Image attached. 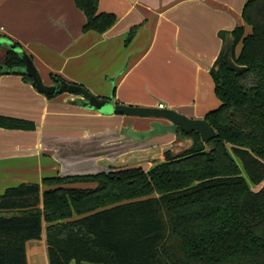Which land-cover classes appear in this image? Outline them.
<instances>
[{
    "label": "trees",
    "instance_id": "1",
    "mask_svg": "<svg viewBox=\"0 0 264 264\" xmlns=\"http://www.w3.org/2000/svg\"><path fill=\"white\" fill-rule=\"evenodd\" d=\"M73 3L85 16L83 32L102 34L116 22L97 12V0ZM241 18L251 31L230 32V59L244 71L224 64V47L209 70L220 102L204 117L214 139L203 143L198 133L179 131L190 146L177 155L167 149L147 171L47 178L44 190L7 188L0 195V264H27L31 240L44 242L48 264H264V0H246ZM6 46L0 76L31 83L20 48ZM0 128L34 127L0 116ZM247 181L261 187L253 191ZM72 183L94 187L65 186Z\"/></svg>",
    "mask_w": 264,
    "mask_h": 264
},
{
    "label": "crops",
    "instance_id": "2",
    "mask_svg": "<svg viewBox=\"0 0 264 264\" xmlns=\"http://www.w3.org/2000/svg\"><path fill=\"white\" fill-rule=\"evenodd\" d=\"M245 1L97 0L98 13L116 18L98 34L82 31L86 19L73 0H0V37L31 59L46 86L63 80L111 103L201 120L220 105L209 74L224 47L220 34L237 27L250 34L241 18ZM0 116L34 127L0 128V195L21 184L126 164L149 170L145 154L162 155L176 140L168 134L155 142L131 141L122 129L133 124L145 130L150 119L101 114L69 93L47 98L13 74L0 76ZM25 251L27 264H45L43 241H28Z\"/></svg>",
    "mask_w": 264,
    "mask_h": 264
},
{
    "label": "water",
    "instance_id": "3",
    "mask_svg": "<svg viewBox=\"0 0 264 264\" xmlns=\"http://www.w3.org/2000/svg\"><path fill=\"white\" fill-rule=\"evenodd\" d=\"M233 41L231 34L225 37L222 60L232 72L238 74L243 72L244 68H239L231 62L230 53L233 49ZM11 48H15V46L11 45ZM22 60L24 63L23 72L30 77L33 88L43 95L69 93L79 96L83 107L95 110L101 114L150 119L151 121L145 130H135L133 124H129L122 129V135L131 141L144 143L155 137L168 134L175 135L181 131L185 133L196 132L200 136L201 141L206 143L214 139L216 135L214 129L206 120L189 119L173 110L163 108H134L123 104L111 103L110 99H98L85 89L63 80H57V83L53 86H46L43 84L31 59L23 54Z\"/></svg>",
    "mask_w": 264,
    "mask_h": 264
},
{
    "label": "rangeland",
    "instance_id": "4",
    "mask_svg": "<svg viewBox=\"0 0 264 264\" xmlns=\"http://www.w3.org/2000/svg\"><path fill=\"white\" fill-rule=\"evenodd\" d=\"M7 42V40L5 39V38H2V37H0V60L3 58V54H4V52L6 51V49H7V46L6 45H4V43H6ZM6 44H8V42L6 43ZM239 50V49H238ZM213 97H214V95H212ZM110 97V96H109ZM216 100V99H215ZM123 105H125V104H123ZM125 106H129V107H134V108H144V107H140V106H130V105H125ZM130 118H135V119H138V120H149V119H140V118H136V117H130ZM149 123V122H148ZM148 123H146V124H144V128H147V125H148ZM155 138H157V137H155ZM155 138H153V139H155ZM153 139H151V140H149V141H147V142H144V143H148V142H155V141H153ZM175 144H173V146L169 149V150H171V152H172V154L173 155H177V154H179V153H181L183 150H185V149H187L189 146H190V141L188 140V139H185V138H181V137H179V135H176L175 134ZM152 144V143H151ZM156 151V150H155ZM155 151H152V152H148L147 154H145V156L144 157H147V156H151V158H150V160H149V162H150V165H149V167H148V169L149 168H151V167H153L157 162H160V161H162V155L161 154H158L157 156H156V152ZM156 153V154H155ZM163 153V152H162ZM153 158V159H152ZM156 158V159H155ZM145 166V170L144 171H147L146 169V165L147 164H144ZM128 166L129 165H127L126 164V166H124V167H121V168H118V169H122V168H128ZM148 166V165H147ZM129 167H137L136 165L135 166H129ZM140 167V166H139ZM142 168V167H141ZM85 170H86V168H84ZM76 171L78 172V171H80V169H76ZM88 171H91V170H89L88 169ZM95 174H98V173H94V174H88V175H95ZM73 176H87V175H83V174H78V175H73ZM73 176H67V177H73ZM53 178H62V177H53ZM248 182V181H247ZM248 185L250 186V188L253 190V191H257L260 187H261V185H259V186H254V185H252L250 182H248ZM41 187H44V188H46V186H42V185H40ZM66 187H68V188H75V189H78V188H83V189H85V188H91V187H94V184H92V183H72V184H69V185H65ZM40 241H42V240H40ZM27 243V242H26ZM43 255H44V260H45V264H48L47 263V257H46V251L43 253ZM71 264H75V263H71Z\"/></svg>",
    "mask_w": 264,
    "mask_h": 264
},
{
    "label": "flooded vegetation",
    "instance_id": "5",
    "mask_svg": "<svg viewBox=\"0 0 264 264\" xmlns=\"http://www.w3.org/2000/svg\"><path fill=\"white\" fill-rule=\"evenodd\" d=\"M147 129V128H146Z\"/></svg>",
    "mask_w": 264,
    "mask_h": 264
}]
</instances>
